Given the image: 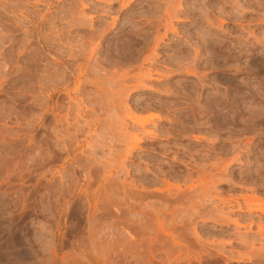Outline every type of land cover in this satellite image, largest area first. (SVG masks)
<instances>
[{
  "label": "rangeland",
  "instance_id": "rangeland-1",
  "mask_svg": "<svg viewBox=\"0 0 264 264\" xmlns=\"http://www.w3.org/2000/svg\"><path fill=\"white\" fill-rule=\"evenodd\" d=\"M0 264H264V0H0Z\"/></svg>",
  "mask_w": 264,
  "mask_h": 264
}]
</instances>
